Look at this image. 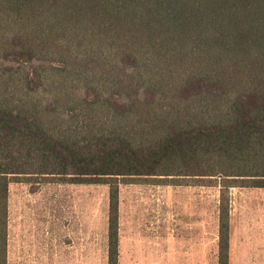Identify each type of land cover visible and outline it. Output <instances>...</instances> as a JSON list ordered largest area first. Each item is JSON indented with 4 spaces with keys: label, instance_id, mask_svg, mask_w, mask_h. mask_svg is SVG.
<instances>
[{
    "label": "trees",
    "instance_id": "obj_1",
    "mask_svg": "<svg viewBox=\"0 0 264 264\" xmlns=\"http://www.w3.org/2000/svg\"><path fill=\"white\" fill-rule=\"evenodd\" d=\"M33 174L108 185L107 264L121 178L219 177L228 264L225 189L264 187V0H0V264Z\"/></svg>",
    "mask_w": 264,
    "mask_h": 264
},
{
    "label": "rangeland",
    "instance_id": "obj_2",
    "mask_svg": "<svg viewBox=\"0 0 264 264\" xmlns=\"http://www.w3.org/2000/svg\"><path fill=\"white\" fill-rule=\"evenodd\" d=\"M105 116H109L107 122L115 121L112 113ZM96 120L100 124L101 116ZM220 184L219 177L121 178L118 237L143 233L149 237L144 241L151 244L153 235L200 230L202 221L207 219L209 264H218V216L223 188ZM232 190L231 187L225 189L229 199ZM108 198L109 187L105 183L60 182L52 175L11 177L8 184L7 264L9 254L18 252L19 248L29 250L28 258L34 260L30 264H39L47 248L56 253L59 247H88L89 243L96 248L97 264H107ZM228 205L232 226V219H243L241 229L245 233L248 231L253 245L250 256H239L238 249V255L230 253L228 264H238L242 260L240 257L251 259L254 264H264V194H256L247 201L241 213L232 201L229 200ZM239 228L238 224L236 240L242 233ZM56 256L49 255L50 258ZM165 256L168 262V255Z\"/></svg>",
    "mask_w": 264,
    "mask_h": 264
},
{
    "label": "crops",
    "instance_id": "obj_3",
    "mask_svg": "<svg viewBox=\"0 0 264 264\" xmlns=\"http://www.w3.org/2000/svg\"><path fill=\"white\" fill-rule=\"evenodd\" d=\"M232 198L229 200L235 204V209L241 213L244 208V204L257 194H264V187H245L238 186L231 187ZM207 200V195L206 198ZM229 220V249L228 258L230 253L240 254L244 256L252 255L251 239L249 238L248 231L243 232L241 229V221L243 219ZM202 221L200 230L190 231H170L164 234L153 235V242L148 244L144 241L147 236L143 233L133 232L126 234V236L118 237V264H209V234L206 224ZM239 224L240 231L238 240L235 238L236 227ZM203 226L205 229H203ZM217 239V238H216ZM151 245V246H148ZM146 247L149 249L146 250ZM18 252L9 254L8 264H30L29 250L25 248H19ZM51 249H46L43 252L42 258L39 264H97L96 262V248L89 243L88 247L80 246H67L64 248H58L56 253L50 252ZM232 250V252H231ZM146 251L151 253H146ZM57 254V256L49 257V255ZM168 255V262L166 256ZM238 262V264H254L251 259H244ZM229 261V260H228ZM230 264V263H229Z\"/></svg>",
    "mask_w": 264,
    "mask_h": 264
}]
</instances>
